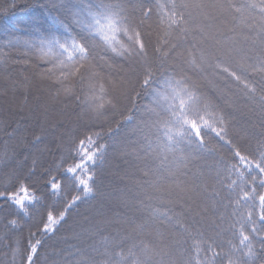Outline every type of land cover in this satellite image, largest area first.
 <instances>
[{
	"label": "trees",
	"instance_id": "1",
	"mask_svg": "<svg viewBox=\"0 0 264 264\" xmlns=\"http://www.w3.org/2000/svg\"><path fill=\"white\" fill-rule=\"evenodd\" d=\"M240 2L243 8L239 12L232 10L236 16L235 19L238 17V21L244 24V17L241 14L247 11L255 22L252 21L254 31L249 38L250 46L255 45L253 46L254 50L248 53L249 57L246 56L250 61L247 65L249 67L233 64L227 57L228 53L220 55L214 53L208 59L202 50L200 52L193 51L199 43L190 52L182 55V58H186L187 65L191 69L194 68L195 70H193L199 76L205 75L203 73L206 72L204 65H207L206 62L203 65L201 59L202 62L205 59L210 63L208 65L215 67L217 72L223 76L224 81L242 93L250 107L260 112L263 123L257 126L252 123H246L247 125L243 123L242 125L235 110L213 95L211 87L188 69L177 71L176 68L170 66L168 54L170 50L167 47L170 42L169 35H172L176 30L182 34L186 26L185 8H181L177 0H156V2L154 0H9L8 4H1L0 77L5 79V81L3 80L5 84L12 87L15 104L22 108L20 112L8 111L9 118L8 113H5L6 111L0 106V192L10 193L13 191L11 174L19 167L24 156L29 154V159L24 165L25 170L31 168L38 175L29 176L28 181H23V183L34 184L41 196L47 194L49 187L44 181L51 177H47L43 171L45 168L51 169L52 175L61 179L63 185V177L59 176L56 168L62 164L64 158L60 149L66 150L73 133H82L86 126H94L95 123L103 124L106 132L109 129L119 128V131L115 133V139L109 138L110 143H114L115 147L111 148L110 146L107 161L97 164V177L93 183L98 190V195L91 201H81L78 210L70 213L68 223L60 229L59 235L55 240L49 241L50 244L55 245L56 252L63 251L64 256H69L76 251L78 245L89 239V235H95V232H90V230H92L95 221L101 218V211L106 217L112 216L113 209L117 207L109 209L110 201L118 196L121 198L122 194L118 191H116L117 193L111 192L108 177L113 161L122 151H126L131 156L139 155L141 172L137 171L135 175L146 182L143 183L148 196L143 200L148 199L149 194L156 190L154 182L157 179L162 181L160 188L163 191H166L169 186L174 189V185L170 181L171 177L180 175L183 180L187 197L176 198L173 196L166 202L173 205L176 215L180 217L178 222L184 225L185 230L176 231L172 225L163 229V238L168 245L165 264H190L192 258L190 250L192 241L195 239L213 242L217 247L216 251H220L221 255L231 251L227 242L232 239V236L227 234L226 224L219 219V217L231 214V209L227 208L228 201L224 199L228 193L217 188L219 184L217 177L220 176L221 180L227 177L240 183L239 176L236 177L229 172V168L234 166L243 173V179L252 187H256V184L264 179V176H259L255 172L252 173V178L255 179L256 184H253L252 178H249V172L253 171L254 165L260 162L257 159V153L264 148V77H260L258 73L252 71L254 64L264 60V48L261 47L264 37H261L256 31L261 19L260 13L256 9L249 8L247 0H240ZM102 3L123 4L129 9H138L143 5L150 6L151 14L155 11L160 20L161 33L154 23L146 21L148 18L144 19L141 15H136L129 22V31L135 28L140 32L144 40L142 53L138 48L134 32L131 42L123 34L121 37L118 36L121 42L133 50L131 57L126 56L125 59L120 60L113 58L115 54L111 52L108 55H103V48H97L95 54L99 56L100 64L103 65V62L107 61L111 67L110 64L116 66L119 63L126 64V62L135 61L143 65V72L139 82L138 80L137 82L130 81L133 86L126 91V106H123L122 101L125 99L122 93L111 84L110 91L115 110L105 116L103 121L88 120L83 126H80L77 123V117L83 119V114L76 110L78 106L75 100L70 99L62 91V88L65 87L73 90L77 88L75 77L69 76L67 71H64L62 75L64 68L71 70L67 54L65 53L61 57L59 48H43L41 50L39 47L25 46L22 42L27 40L39 45L41 39L47 41L57 38L62 43L67 40L70 44L72 37H75L78 39L77 43L83 42L86 45L94 43L92 33L82 26L73 24L72 14L81 10L85 5L99 6ZM173 3L177 5L175 11L183 16V27L179 29L173 27L170 30L163 21L166 19V14H173ZM98 39L102 42V38ZM166 40L168 42H165ZM184 40L186 42V39ZM10 41L19 43L13 47L10 46ZM186 44L192 43L188 41ZM150 49H159L158 52H161V56L168 59L169 66L165 67L164 64L161 65L158 62L157 64L153 63L155 61L148 57L151 55V52H148ZM167 49L169 51H165ZM220 56H223V61L218 66L217 57ZM243 59L247 58L243 57ZM61 60L64 62L63 67ZM79 63L88 66L94 62L85 59ZM223 68H227L239 76V82L225 75L222 71ZM93 70L101 71L99 66L94 67ZM101 75H106V73L102 72ZM108 78L112 79L111 75ZM102 82L100 81V83ZM245 83L255 89V94L248 91L244 86ZM40 86H45L47 91L44 93L39 90ZM193 86L199 90V96L202 99H189L188 91L192 90ZM33 99H36L37 105H33ZM181 100L185 101L184 107H181ZM41 102H50L57 110L58 118L67 119L66 123L57 126V129H60L58 134L43 126L33 128L30 125L31 122L27 114L36 116L34 118L36 121L41 113L39 108ZM208 104H211L216 112L223 113L228 122L227 134L225 135L221 130V139L217 140L214 135L206 131V148L201 149L199 143L189 132L186 143L177 144L175 148L171 147L166 137H171V142L176 143L178 132L176 117L194 118L198 121L207 117L209 120H214L215 117L207 107ZM43 112L45 113L44 110ZM71 112H77L78 116H75L76 118L69 117ZM9 131H11V135H9ZM33 132L44 137V143L38 144L37 148H34L28 140L35 139L32 135ZM132 140H136L134 152H130L128 148ZM222 141H230L231 147ZM189 144L191 147L188 146ZM235 150H239L248 157L245 161L247 168L245 164L235 160ZM34 160L39 162L38 165L33 162ZM70 163L71 161H69ZM67 166L69 165H64V167ZM224 187H227V183ZM213 189L219 193L215 198L211 195ZM67 190L71 195V188ZM256 190L261 191L259 188ZM59 196L60 193L52 198L53 201L58 200ZM232 203L234 204L235 201L233 200ZM20 212L22 210L18 206L0 211V264H8L11 259L9 253L19 251L27 246L29 231L37 234L36 227L39 225V216L34 217L31 209L28 213H23L20 216L11 215V213ZM6 217L8 220L17 219L19 227H7ZM150 231L153 236L156 235L154 228ZM105 235L108 233L105 232ZM204 247L207 252V244ZM52 250L49 249V251ZM218 264H222V261H219Z\"/></svg>",
	"mask_w": 264,
	"mask_h": 264
},
{
	"label": "snow or ice",
	"instance_id": "2",
	"mask_svg": "<svg viewBox=\"0 0 264 264\" xmlns=\"http://www.w3.org/2000/svg\"><path fill=\"white\" fill-rule=\"evenodd\" d=\"M247 6L260 13L261 19L256 31L264 37V0H247ZM176 7L177 5L173 3V14H166V19L163 21L170 30L173 27L177 29L183 27V16L175 11ZM231 7L237 12L240 11L235 5ZM151 12L152 8L147 5L138 9H129L123 4L102 3L99 6L88 4L72 14V21L74 25L82 26L92 33L94 43L91 42L88 45L83 42L77 43L78 39L75 37H72L70 44L67 40L62 43L57 38L47 41L41 39L39 45L27 40L22 43L25 46L39 47L41 50L59 48L61 57L67 54L71 70L64 68L62 75L64 71H67L69 76L75 77L77 88L73 90L65 87L62 91L70 99L75 100L78 106L76 110L83 114V119L100 122L115 110V105L110 91L112 82L106 79L110 77L111 70L110 67H105L107 61H104L103 65L100 64V58L95 54L97 48H103V55H108L109 52L114 53L113 58L120 60L125 59L126 56L131 57L133 50L121 42L118 36L121 37L123 34L131 42L134 32L138 48L142 53L144 40L135 28L129 31V22L136 15L147 19ZM98 38H102V42ZM16 43L19 42H9L13 47ZM261 47L264 48V43ZM85 59L94 63L88 66L81 65L79 62ZM222 61L223 56L217 57L218 66ZM63 65L64 62L61 60V66ZM96 66L100 67V72L93 70ZM222 71L239 82L240 78L234 72L227 68H223ZM252 71L264 77V60L254 64ZM102 72L106 75H101ZM100 81L103 82L100 83ZM244 86L249 92L255 94V89L251 85L245 83ZM188 97L190 100L202 99L195 86L188 91ZM184 105L185 101L181 100V107ZM207 107L212 111L214 120H209L207 117L200 121L194 118L176 117L178 127L176 143L171 142V137H166L171 147L175 148L177 144L186 143L189 132L201 149L206 148V131L214 135L217 140L221 139V130L225 135L227 134L228 122L223 113L216 112L211 104ZM5 130H8L6 126ZM118 131L119 128L109 129L106 132L103 124L95 123L94 126H86L82 133H73L66 150L60 149L64 158L62 164L56 168L59 176L63 177V185L61 179L52 175L51 169L45 168L43 173L51 179L44 181L49 190L43 196L34 184L23 183L28 181L29 176L38 175L31 168L25 170L24 165L29 159V154L24 156L19 167L11 174L13 191L0 192V211L18 206L22 212L11 213V215L20 216L31 209L34 217L39 216V225L36 227L38 235L29 231L27 246L9 253L11 259L8 264H165L168 245L163 238V229L168 225H172L176 231H184L185 228L178 222L180 217L176 215L173 205L166 202L172 193L161 190L162 181L159 179L154 182L156 190L150 193L149 198L143 200L142 204L135 205L134 211L131 205L123 211L119 208L113 209L111 217L104 216L101 211V218L95 221L90 230V232L94 231L95 235H89V239L78 245L76 251L69 256H64L63 251L56 252L55 245L49 243L59 235L60 229L68 223L70 213L78 210L81 201H91L98 195V190L93 183L97 177V164L107 161L110 146L115 147L114 143H110L109 138L115 139V133ZM11 134L9 131V135ZM32 135L35 139L28 140L34 148L44 143L43 136L36 135L35 132ZM222 143H228L231 147L230 141H222ZM188 146L191 147L190 144ZM5 154L7 155L6 152ZM12 158L15 159V157ZM247 159L248 157L242 152L235 150L236 161L245 164ZM257 159L260 162L254 165L253 171L249 172V178H252L253 172L264 176V148L257 153ZM69 161H71L70 164ZM33 162L37 165L39 163L35 160ZM65 164L69 166L64 167ZM245 167L247 168L246 164ZM229 172L236 177L239 176L240 183L227 177L221 180L218 176L217 188L228 193L224 199L228 201L227 208L231 209V214L219 219L226 224L227 234L232 236V239L227 242L231 251L221 255L220 251H216L217 247L213 242L195 239L192 241L190 250L192 257L190 264H218L219 261H222V264H264V179L256 184L255 179L252 178L253 184H256V187H252L243 179V173L239 169L233 166L229 168ZM170 181L177 195L185 194L186 190L180 175L171 177ZM225 183H227L226 188ZM68 188H71V195ZM256 188L261 191L258 192ZM205 191L207 192V189ZM58 193H60L59 199L53 201L52 198ZM211 195L215 198L219 193L213 189ZM6 220L7 227H19L17 219L8 220L6 217ZM153 228L156 230L155 236L150 231ZM105 232L108 235H105ZM205 244H207V252H205ZM49 249L53 250L49 251Z\"/></svg>",
	"mask_w": 264,
	"mask_h": 264
},
{
	"label": "rangeland",
	"instance_id": "3",
	"mask_svg": "<svg viewBox=\"0 0 264 264\" xmlns=\"http://www.w3.org/2000/svg\"><path fill=\"white\" fill-rule=\"evenodd\" d=\"M180 3L181 8H185V29H183L182 34H180L177 30L173 31L172 35H169V63H171L172 68H176L177 71H182L184 69H188L191 73L195 74L198 79H201L204 83L208 84L211 88L210 90L213 92V95L219 98L220 101H224L225 104L229 105L231 108L235 110V113L238 115L239 122L243 125H247L246 123H252L259 125L263 123L261 119L260 112L258 110L253 109L249 106L247 100L242 93L231 87L227 82L224 81L223 76L217 72L216 68L212 65H208L205 59L201 63L204 65L205 62L207 65H204L206 72H203L205 75L199 76L197 72H195L194 68H190L187 64L186 58H182L186 52H190L192 48L199 43L197 47H194L195 50H202L206 55L212 57L211 54L218 53L224 54L228 53V58H230L231 62L237 66L241 65H249L248 53L253 52L254 44L250 46L249 38L252 32L254 31V27H252V21L254 22L253 17L247 11L242 13V17H244V24L238 23L235 14L232 12L235 11L231 6L235 5L239 9L243 8L240 0H177ZM9 0H0V8L1 4H8ZM232 12V16H231ZM187 17V18H186ZM146 21H151L158 28L159 32V18L156 15L155 11L149 16ZM255 23V22H254ZM251 25V26H249ZM188 32V33H187ZM172 33V32H171ZM186 39V42L185 40ZM172 40V41H171ZM188 41H191L192 44H186ZM165 42H168L167 40ZM167 44V43H166ZM193 45V46H192ZM159 50V49H158ZM158 50L150 49L148 52H151V55H148L149 59L155 61L153 63L164 64L165 67L169 66L167 60L161 56V52ZM197 53V52H196ZM243 53V54H242ZM189 55V54H188ZM210 55V56H209ZM248 56V57H246ZM243 57L247 59H243ZM104 63V62H103ZM152 63V64H153ZM151 64V65H152ZM102 65V64H101ZM109 63L105 65V67H110L111 70V84L117 87V90L122 93L125 100H123V106L127 105V94L126 91L129 87L133 86V83L130 82L135 80V82L140 81V77L142 76V64L139 62H126L119 63L116 66ZM249 67V66H247ZM194 69V70H193ZM136 78V79H135ZM5 79L0 77V106H2L3 110L8 113V111L12 112H20L21 106H17L15 104V99L12 96V87L5 84ZM134 82V85H135ZM38 89V87H37ZM39 90H42L44 93L47 91L45 86H40ZM36 99H33V105H37ZM245 100V101H243ZM35 102V103H34ZM44 106H46L44 108ZM39 108L41 113L40 116L37 117L35 121L31 114H27V117L30 119V125L33 128L43 126L45 129H49V131L57 133L60 129H57L59 125L66 123V118H58L56 115L57 110L54 109L53 105L50 102H41L39 104ZM45 111V113L43 112ZM12 115V114H11ZM7 116L10 115L9 113ZM43 116V119H42ZM55 116V117H53ZM78 116L77 112H71L69 117L76 118ZM26 117V114H25ZM45 119V120H44ZM88 120L78 118L77 123L80 126H83L85 122ZM57 138V137H56ZM55 138V139H56ZM136 140H132L131 145L128 146L130 152L135 151ZM138 156H131L126 151H122L118 154L116 159L112 163V169L109 172L108 183L111 185V192L117 193L116 191L122 194L121 198H115L110 201V208H119L122 211L127 210L128 206H134L142 204V200L147 198V194L145 192V186L141 178L135 175V172H141V162L138 161ZM144 182V183H143ZM110 192V193H111ZM165 192H171L172 195L170 198L175 196L178 198L179 196L187 197V194L177 195L174 192L172 187H168ZM113 206V207H111Z\"/></svg>",
	"mask_w": 264,
	"mask_h": 264
}]
</instances>
